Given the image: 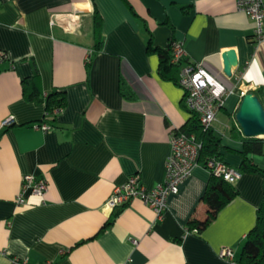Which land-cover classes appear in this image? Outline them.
<instances>
[{"label": "crops", "instance_id": "crops-1", "mask_svg": "<svg viewBox=\"0 0 264 264\" xmlns=\"http://www.w3.org/2000/svg\"><path fill=\"white\" fill-rule=\"evenodd\" d=\"M0 0V264H243V245L264 199V177L240 173L238 194L202 231L189 232L211 172L196 165L161 217L135 197L111 209L117 185L139 174L147 188L163 182L171 131L192 117L184 90L159 74L149 52L171 38L191 63H202L229 90L213 134L223 146L243 149L235 118L250 85L264 105V39L237 0ZM188 7L184 11L183 7ZM103 16V45L95 51L93 11ZM55 23L51 24V20ZM238 62L224 72L223 53ZM39 75L41 95L64 91L55 117L44 102L27 100L23 79ZM48 123L43 131L34 125ZM238 169L239 153L220 149ZM264 169L263 154L248 155ZM25 175L48 180L44 196L27 191ZM114 212L116 215L114 216ZM109 222L104 229V225ZM223 247L234 260L219 256Z\"/></svg>", "mask_w": 264, "mask_h": 264}, {"label": "built area", "instance_id": "built-area-1", "mask_svg": "<svg viewBox=\"0 0 264 264\" xmlns=\"http://www.w3.org/2000/svg\"><path fill=\"white\" fill-rule=\"evenodd\" d=\"M237 7L247 14L255 23L254 34L257 40L264 39V0H237ZM55 19L51 20V24ZM6 54L0 51V59H6ZM183 44L179 41L174 46L175 63H180V74L178 84L184 90V103L186 108L198 116L199 122L204 130L213 129L217 116L224 106L225 98L234 90H229L226 85L213 75L202 63H191L185 61ZM250 85L240 87L239 94L243 97L249 90ZM8 118L0 124V129L12 124ZM43 131L52 129L48 123L34 125ZM170 153L166 163V176L163 182L153 188H147L141 182L140 175L134 174L122 184L117 185L106 205L111 209L122 207L130 202L132 198L138 197L150 205L161 217L167 209V197L178 193L180 184L188 178L193 168L201 164L199 162L202 143L195 133H189L182 128H174L171 131ZM211 173L222 177L229 183L234 184L240 177L237 169L228 165L223 159L213 157L204 165ZM48 180L33 175H25L23 179L22 192L17 197V204L25 201L27 191L35 195L44 196L47 192ZM219 256L224 259L234 260V250L231 247H223ZM41 264H52L45 261Z\"/></svg>", "mask_w": 264, "mask_h": 264}, {"label": "trees", "instance_id": "trees-1", "mask_svg": "<svg viewBox=\"0 0 264 264\" xmlns=\"http://www.w3.org/2000/svg\"><path fill=\"white\" fill-rule=\"evenodd\" d=\"M125 3L131 5L124 0ZM184 11H188V7H183ZM103 16L97 7L93 11V33L95 39V51H99L103 45ZM178 40L171 38L166 47H155L153 45L152 36H149L147 49L149 52H154L159 57V74L163 79L172 80L178 84L180 74V63H175L174 46ZM188 61L187 58H184ZM23 94L27 100L44 102L46 112L51 116L61 111L66 103L67 97L64 91H53L45 95H41L39 90V75H34L23 79ZM255 94L256 92L253 91ZM189 133H195L197 138L202 143L200 150L199 162L205 165L209 159L216 157L221 158L220 149L225 148L231 152L239 153L242 157V162L237 169L239 173H258L264 177V169L259 167L248 156L250 153L263 154L264 138L242 136L243 149L241 151L233 150L223 146L221 139L213 134V129L204 130L199 122L197 115L193 114L187 123L181 127ZM222 159V158H221ZM238 194L234 184L227 182L222 177L211 173L206 190L201 198V201L207 206L206 217L199 219L196 216L190 217L186 224V229L189 232H202L216 217L219 211L228 204ZM116 212H114V216ZM107 222L103 229L108 226ZM243 264H264V199L257 210V220L255 226L247 235L243 245L242 254L239 260Z\"/></svg>", "mask_w": 264, "mask_h": 264}, {"label": "water", "instance_id": "water-1", "mask_svg": "<svg viewBox=\"0 0 264 264\" xmlns=\"http://www.w3.org/2000/svg\"><path fill=\"white\" fill-rule=\"evenodd\" d=\"M224 72L231 75L237 64V54L233 49L223 53ZM235 118L245 136L264 138V105L257 94L247 92L241 99Z\"/></svg>", "mask_w": 264, "mask_h": 264}]
</instances>
